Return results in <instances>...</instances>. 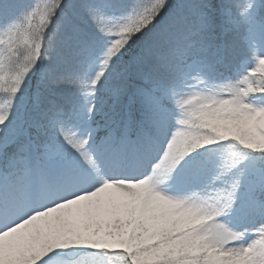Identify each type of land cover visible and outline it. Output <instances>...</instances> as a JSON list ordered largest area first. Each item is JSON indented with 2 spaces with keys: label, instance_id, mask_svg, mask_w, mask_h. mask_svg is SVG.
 <instances>
[{
  "label": "snow or ice",
  "instance_id": "snow-or-ice-1",
  "mask_svg": "<svg viewBox=\"0 0 264 264\" xmlns=\"http://www.w3.org/2000/svg\"><path fill=\"white\" fill-rule=\"evenodd\" d=\"M0 264H264V0H0Z\"/></svg>",
  "mask_w": 264,
  "mask_h": 264
}]
</instances>
